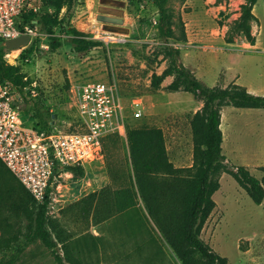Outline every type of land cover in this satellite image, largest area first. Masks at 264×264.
<instances>
[{"label": "rangeland", "instance_id": "rangeland-1", "mask_svg": "<svg viewBox=\"0 0 264 264\" xmlns=\"http://www.w3.org/2000/svg\"><path fill=\"white\" fill-rule=\"evenodd\" d=\"M244 2L166 0L174 21L172 26L177 35L184 29L186 41L160 38L156 26L158 9L150 0H85L86 12L70 19L65 17L67 8L63 7L59 13L62 21L51 27L50 32L41 26L40 31L46 38L36 40L28 59L21 58L26 48L20 52L4 49L6 62L20 67L25 77L36 83L35 95L20 92L22 116L31 115L37 105L54 113L60 129L78 130L77 111L69 95L71 83L109 82L117 88L127 126L162 129L174 167L192 166L194 147L190 122L201 111L203 101L183 90H168L172 76L166 77L160 87L153 88L151 75L160 74L167 67L169 59L163 49L172 47L179 51L183 65L194 62L202 66L206 77L201 81L207 86L213 87L216 81L220 83L238 75L235 83L249 88L254 95L264 96V0H257L253 7L256 19L250 29L254 45L233 29ZM52 11V7L41 1L40 14ZM69 26L106 40H97L99 45L86 52H76L71 35L66 32ZM109 36L112 40H108ZM51 37L59 40V48L51 50ZM172 44L184 47L176 48ZM6 53L10 56L5 57ZM219 83L214 86L222 87ZM134 101H139L140 106H135ZM221 111L223 164L232 171L237 166H245L261 180L264 177L259 170L264 166V109L229 105ZM122 144V150H117L115 156L118 161L127 160L132 175L126 137ZM218 181L220 187L212 196L216 207L202 230V238L227 259V264H264V200L255 204L226 172L219 174ZM56 183L47 217L52 236L65 240L59 246L60 253L66 250L80 264H181L169 244L153 231L155 226L147 212L143 214L139 196L137 204L141 209L120 211L107 222L92 223L90 216L89 222L80 216V207L75 204L111 183L102 160L87 164L83 175L65 171L57 176ZM30 225L22 213L6 214L0 225V237L9 247L0 252V260L16 255L15 264H57L39 240L18 253V248L27 243Z\"/></svg>", "mask_w": 264, "mask_h": 264}, {"label": "trees", "instance_id": "trees-1", "mask_svg": "<svg viewBox=\"0 0 264 264\" xmlns=\"http://www.w3.org/2000/svg\"><path fill=\"white\" fill-rule=\"evenodd\" d=\"M43 5L52 7L53 11L44 14L28 12L23 15L25 21L37 19L40 25L51 31L62 18L59 13L66 7L65 17L78 18L86 12L85 0H41ZM158 9L156 26L161 39L186 41L183 28L179 35L172 26L173 18L166 6V0H150ZM257 0H245L241 5V15L234 24V30L246 37L254 45L250 25L256 19L253 7ZM71 43L76 52H86L99 45V42L84 32L69 26ZM61 46L55 37L50 39L51 50ZM33 47L24 49L22 59H28ZM163 53L169 64L160 74L151 75V86L160 87L166 77L172 76L167 86L170 91L183 90L203 101L201 111L196 112L190 122L193 138V165L174 167L168 157L165 137L162 129L142 125L128 127L126 138L133 174H129L127 160L118 161L117 150H122L123 137L117 133L106 135L102 139L103 163L111 183L97 192L87 195L75 205L79 206L83 218L92 223L107 222L120 211L129 208L141 209L137 196L143 203V214L151 217L154 232H158L169 244L181 264H227V259L217 254L202 238V230L216 207L213 194L219 189L218 176L221 172L230 174L238 185L246 191L255 204L264 200V177L260 180L253 176L245 166L229 170L223 164V135L221 109L224 106L236 108L264 109V96L254 95L245 87L230 84L225 88L207 86L199 80L179 59V51L164 47ZM25 75L20 67L8 64L4 58V47H0V79L9 81L24 92L31 81H24ZM54 113L47 109L33 107L30 119L35 127H45ZM123 159V158H122ZM117 160V161H115ZM75 175H83L85 168L70 166L66 168ZM264 173V166L259 168ZM114 185V187H113ZM49 200L38 203L21 185L15 176L0 160V225L9 211L22 213L31 223L26 234L27 243L18 248L22 253L25 246L39 240L53 255L57 264H80L75 258L63 252L59 246L65 243L61 237H53L48 226L47 208ZM131 218V217H130ZM9 244L0 237V252ZM17 256L0 264H15Z\"/></svg>", "mask_w": 264, "mask_h": 264}, {"label": "built area", "instance_id": "built-area-1", "mask_svg": "<svg viewBox=\"0 0 264 264\" xmlns=\"http://www.w3.org/2000/svg\"><path fill=\"white\" fill-rule=\"evenodd\" d=\"M41 0H0V47L20 52L31 47L39 38H46L40 31L37 19L25 21L23 15L38 14ZM28 35L29 42L21 49H7L5 43ZM90 38L105 41L103 36ZM108 37V40H112ZM48 45L40 44V47ZM174 47H184L172 44ZM10 56L9 53L5 57ZM18 54L13 56L14 59ZM23 80L28 81L27 77ZM35 82L24 87V93L35 95ZM9 81L0 79V160L38 203L53 197L57 176L70 166H82L102 160V139L112 133L126 137L123 105L114 84L109 82L71 83L69 95L76 109L79 129H60L54 116L45 127H35L33 121L23 117L19 103L20 93ZM25 97V95H24ZM140 106L139 101H134ZM48 203V205H49Z\"/></svg>", "mask_w": 264, "mask_h": 264}, {"label": "crops", "instance_id": "crops-1", "mask_svg": "<svg viewBox=\"0 0 264 264\" xmlns=\"http://www.w3.org/2000/svg\"><path fill=\"white\" fill-rule=\"evenodd\" d=\"M189 62V61H188ZM184 65L187 67V68H189L192 72H193V74L196 76V77H198V79H203V78H205L206 77V75H205V72H204V70H201V68L200 67H202V66H200V67H198V66H196V63H194V62H192V64L189 62V63H184ZM197 65H199V64H197ZM238 78V75L236 76V75H233L231 78H229V79H224L223 81H221L220 83L218 82V81H216L215 83H213L211 86H214L215 84H217V83H219V84H222V87H227L228 85H230V84H237V83H235V81H236V79ZM249 92H251V90L249 89V88H247V87H245ZM222 112V111H221ZM221 124H222V113H221ZM220 127H222L221 125H220ZM222 135H223V133H222ZM223 143V142H222Z\"/></svg>", "mask_w": 264, "mask_h": 264}, {"label": "water", "instance_id": "water-1", "mask_svg": "<svg viewBox=\"0 0 264 264\" xmlns=\"http://www.w3.org/2000/svg\"><path fill=\"white\" fill-rule=\"evenodd\" d=\"M29 42V36L28 35H21L18 38L8 40L5 43V48L7 49H18L21 48Z\"/></svg>", "mask_w": 264, "mask_h": 264}]
</instances>
